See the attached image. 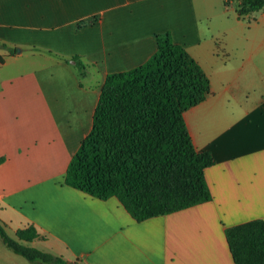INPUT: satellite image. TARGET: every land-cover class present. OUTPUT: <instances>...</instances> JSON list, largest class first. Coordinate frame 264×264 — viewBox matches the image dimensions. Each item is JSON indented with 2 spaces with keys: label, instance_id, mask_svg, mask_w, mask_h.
Listing matches in <instances>:
<instances>
[{
  "label": "crops",
  "instance_id": "obj_1",
  "mask_svg": "<svg viewBox=\"0 0 264 264\" xmlns=\"http://www.w3.org/2000/svg\"><path fill=\"white\" fill-rule=\"evenodd\" d=\"M229 6L0 0L6 234L32 226L39 238L26 245L66 264H234L225 230L264 222V10L238 17L235 1ZM165 34L209 80L208 95L183 119L194 149L213 159L204 171L211 200L136 222L117 199L92 198L64 179L91 130L105 77L147 62ZM13 255L0 253L1 264H19Z\"/></svg>",
  "mask_w": 264,
  "mask_h": 264
},
{
  "label": "trees",
  "instance_id": "obj_2",
  "mask_svg": "<svg viewBox=\"0 0 264 264\" xmlns=\"http://www.w3.org/2000/svg\"><path fill=\"white\" fill-rule=\"evenodd\" d=\"M234 1L238 17L264 10V0ZM155 42L156 52L147 62L105 77L91 130L64 179L92 198L117 199L136 222L211 200L204 171L213 159L194 149L183 119L206 98L209 80L168 34L156 36ZM70 61L84 71L82 62ZM37 238L32 226L17 230L12 239L0 225L3 245L30 264H66L26 245ZM225 238L234 264H264L263 221L226 229Z\"/></svg>",
  "mask_w": 264,
  "mask_h": 264
},
{
  "label": "rangeland",
  "instance_id": "obj_3",
  "mask_svg": "<svg viewBox=\"0 0 264 264\" xmlns=\"http://www.w3.org/2000/svg\"><path fill=\"white\" fill-rule=\"evenodd\" d=\"M7 234H8V236L10 237V238H12V239H15V237L13 236V234L10 232V231H8L7 232ZM27 246H30V245H27ZM3 252H9V254H12V256H14L13 255V253H11L10 252V250H7L3 245H2V243H1V241H0V253L2 254ZM17 256V255H16ZM16 258H18V263L19 264H30L29 262H27L24 258H22V257H20V256H17ZM2 262L0 261V264H1Z\"/></svg>",
  "mask_w": 264,
  "mask_h": 264
},
{
  "label": "built area",
  "instance_id": "obj_4",
  "mask_svg": "<svg viewBox=\"0 0 264 264\" xmlns=\"http://www.w3.org/2000/svg\"><path fill=\"white\" fill-rule=\"evenodd\" d=\"M228 7H230L229 5L226 7V9L228 8Z\"/></svg>",
  "mask_w": 264,
  "mask_h": 264
}]
</instances>
